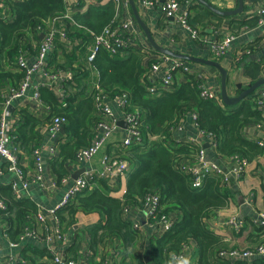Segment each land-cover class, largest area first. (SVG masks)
<instances>
[{
	"label": "trees",
	"instance_id": "trees-1",
	"mask_svg": "<svg viewBox=\"0 0 264 264\" xmlns=\"http://www.w3.org/2000/svg\"><path fill=\"white\" fill-rule=\"evenodd\" d=\"M190 3L204 11L194 18L187 15V24L193 29H196L193 27L194 23H199L202 24L201 30H205L204 24L209 18L216 20L210 21L214 30L223 33L226 29L223 30L221 27L226 21L229 22L225 24V28L236 30L235 32L244 27L253 28L259 21L257 16L251 15L240 20H235L237 16L221 17L195 0H179L180 7ZM5 4L9 7L10 15L7 18L0 17V81L8 80L12 82V88L17 89L25 77V72L20 71L16 61L26 35L32 34L35 41L39 42V37L35 35L37 26L59 13H64L66 9L61 0H26L20 3L5 0ZM114 16L115 8L109 4L106 7L88 6L84 13H76L73 19L94 37L101 34ZM86 30L67 35L69 39H82L89 43L92 37L90 34L88 36ZM198 32L200 35V31ZM27 48L34 60L36 47L29 45ZM254 49L257 50L256 47H249L244 51L251 50V53L257 55L259 51H253ZM76 50L75 46L65 55L63 64H57L55 59L49 57L51 66L54 64L58 70L65 72L69 69L73 72V80L64 83L63 91L65 89L66 91L63 101L59 103L52 91L37 89V98L50 108V114L45 119H38L28 111H19L20 123L18 122L9 135V140L17 144L21 150L32 152L43 140L38 127L44 126L45 123L47 125L55 117L66 119L64 141L59 144L57 157L50 161L55 182L61 185V180L68 175L64 168L65 163L74 160L76 152L88 147L97 136L94 131V125L98 122L94 111L95 100L101 94L102 99H112L126 92L128 106L125 112L137 113L140 116L138 125L140 142L133 143L126 149H119L120 152L114 154L128 164L123 199L109 196L106 185L102 191L94 189L90 193L89 191L80 193L68 207L58 212L61 223L73 224L77 212L99 214L102 221L80 230L76 241H79L83 234H87L91 251L96 253L98 248L103 251L111 244L109 252L114 254L119 247L134 246L141 238L140 233L132 228V222L122 218L124 206L129 203L140 204L148 193L156 192L160 196L159 212L150 218V222L162 214L174 215L175 222L171 229L159 237L150 235L147 238L148 254L152 262L168 264L172 255L180 253L183 244L193 240L197 245L196 264H227L216 258L222 239L206 226V221L214 211L226 209L230 203H234L235 188L214 177L207 178L201 188H193L191 178L180 173L175 166L179 161L194 159L198 154V148L188 144L176 146L169 130L183 114L194 111L197 113L196 124L200 131L212 135L216 142L214 150L216 157L229 159L239 155L247 162H251L258 156H264V148L247 140L241 134V129L247 124L264 125V110L257 104L256 91L237 105L227 106L222 102L216 103L200 98L199 83L192 75L186 74L185 82L179 86L175 85V91L150 95L148 92L150 81L145 76L146 69L142 64L145 55L128 48L122 55L117 56H109L104 50L96 54L91 63L97 71L98 86L86 94L85 79L88 73L80 65L73 66L78 63ZM258 58L245 67V74L253 82L264 77V63L258 61ZM151 137L157 139L151 140ZM262 190L264 192V186ZM0 200L6 205V211L0 213V220L6 227L8 225L6 233L9 240L14 242L21 234L26 217L34 216L38 208L29 198L16 199L9 185H0ZM29 250H32L30 255ZM29 250L20 252L21 259L16 264H26L27 261V264H35L38 257H50V254L40 246L30 247ZM70 251L76 252L72 246ZM261 260H253L252 264L258 262L263 264L264 261ZM234 264L250 263L238 261Z\"/></svg>",
	"mask_w": 264,
	"mask_h": 264
},
{
	"label": "crops",
	"instance_id": "crops-1",
	"mask_svg": "<svg viewBox=\"0 0 264 264\" xmlns=\"http://www.w3.org/2000/svg\"><path fill=\"white\" fill-rule=\"evenodd\" d=\"M78 1V0H74ZM97 4H87L86 0H80L81 8L76 11V13H84L87 10L88 6H102L106 7L109 4L113 5L112 0H96ZM210 6L220 10V11H233L238 7V0H204ZM244 2V10L241 15H238L235 20H240L244 17L254 16L257 10L264 7V0H243ZM134 5L136 7L137 13L141 20L145 23L148 31L150 32V38L155 42V45L158 47H162L164 49H168L174 53L183 55L185 57L191 58L193 60H182L175 59L166 54L151 51L150 53H141L145 55L143 57V66L147 70L150 61L154 57H162L167 56L169 62H173L177 60L181 63V65L187 68L189 75H192L194 79L200 84L201 82H205V87L211 91H215L220 95V89L222 84V77L218 69L206 65L200 60L203 61H212L210 59V43L218 38L223 36L230 37L229 46L226 49L224 57L220 58L218 64L221 68L226 72L225 78V88L229 97H235L248 89L254 82L251 80L249 76L245 74V67L255 58H258V61L261 60L262 55H264V26H254L253 28H242L239 32H235L232 29L225 28V24H222V29H226L225 33L223 31H215L212 23L210 21L216 22V20H211L210 18L205 22V30H201L202 24L194 23V28L200 31V39L199 41H193L190 38V33L187 29H185L182 25L178 24L176 21L171 20L170 18L164 19L161 15L160 6L157 5L152 9H144L142 5L139 3V0H133ZM128 3V1H127ZM114 6V5H113ZM182 10L186 11L191 18L198 17L202 13L199 7L195 4H187L184 7H181ZM131 18L135 21V24L131 27V32L129 36L131 38H135L139 43L144 46L152 47L149 39L145 33L141 30L139 25L136 23V20L133 16L132 10L127 4L124 9H118V19H127ZM79 25V24H78ZM81 26V25H80ZM84 29L82 26L78 27L73 25L72 23H68L67 32H80L82 33ZM221 30V29H220ZM70 31V32H69ZM87 31V30H86ZM203 31V33H202ZM88 32V31H87ZM86 33V32H84ZM88 32V36H89ZM40 37L42 34H35ZM91 35V34H90ZM87 40H75L74 47L76 46L75 56L78 59V63L73 66L80 65L82 66L88 73L85 79L86 86V94L91 92L93 89L97 88L98 75L97 71L87 60V56L90 51V46L92 45V39ZM62 42V41H60ZM87 43V44H86ZM257 43V45H254ZM38 42L35 41V36L32 34L26 35L24 43L22 44V49L20 50V54L25 58L27 63H31L33 60V56L28 51V46L33 45L36 47ZM85 45V46H81ZM249 47H256L259 53L254 55L251 53V50H248V54H244L243 51ZM253 50V51H257ZM71 50L67 48V46L62 43H57L56 49L50 53L52 54L50 59H55L57 64H63L65 61V55L69 54ZM54 53L56 56L54 57ZM253 57V59H251ZM239 58L240 63L236 65L235 61ZM248 60V61H247ZM244 65V66H243ZM51 66V65H50ZM54 67V64L52 66ZM168 65H162L161 75L166 74ZM56 73L59 74V78L54 79L53 81L49 80L46 76L41 74L40 72L32 73L28 88L26 89L24 95L13 99L10 101V104L7 107L8 116L6 117V121L10 122L14 116H19L18 112L25 110L31 113L38 119H45L50 114V108L46 106L44 103L39 101L38 98L34 96L37 89L44 88L49 91H52L56 94L57 100L60 103L62 97L64 96V83L67 80L68 73L70 70H66L65 72L56 69ZM185 73L182 69H179L174 73V85L179 86L185 82ZM264 78V77H263ZM50 84L47 85V84ZM12 88V82L8 80L0 81V96L6 94ZM14 89V88H13ZM264 91V86L261 87ZM101 93V92H100ZM102 94L99 99H102ZM95 100L94 111L98 114L97 103ZM103 101L110 107L113 112V118L116 121L117 129L112 134L109 141L100 149L97 155L92 159L89 163H76L74 160L68 161L65 163V171L68 175L72 177H79L83 173H89L98 175L104 171V167L102 164V160L105 156H109L111 154L117 153L119 150L118 143L125 137L126 128L121 124V122H125L124 112L123 110L117 106V104L112 99H103ZM20 123V122H19ZM127 124V123H126ZM94 125V131H95ZM262 126V125H261ZM258 124H247L241 129V134L247 140L256 143L262 139H264V125L261 127ZM39 133L42 135L43 140L39 142V149L41 151V159H42V178L46 183V192H41V188L39 184L33 183V179L35 176V165L32 160V152L23 151L17 144H14L12 140H8L6 143V147L10 149L13 153H15L18 157V168L20 169L22 176L17 177L14 171H9L5 169L4 174L0 176V185H8L12 182H29L28 189H24L21 192V198H29L36 205L38 210L47 215V227H59L61 233V240H56L55 245L53 246V252L55 254L63 252L67 257L74 259L77 264H102L105 261H108V264H148L147 260L152 262L148 254V241L147 238L150 235H154L150 232V229L147 226H144L145 222L148 220L149 215L151 213V206L145 204L134 203V205L130 208L129 221L132 223H137L143 227V232H141V238L136 242L134 246L122 248L119 247L113 255H111V251L109 248L111 244L107 246L106 249L101 251L98 248V253L91 251L88 246L89 237L87 234H83L80 237L79 241H76V237L80 234V230L87 229L88 227L94 226L102 221V218L97 213L84 214L82 212H77L74 217V223L71 225L62 224L59 220L56 221V218L49 213L51 209H53L58 202L61 200L64 194L63 185H58L55 182L54 174L50 169V159H49V148L52 144V138L46 129V123L44 126L38 127ZM174 137V141L176 146L183 144L187 139H193L202 149L206 152V158L210 162L216 163L223 172L227 173L230 177L229 185L231 184L236 191L235 201L234 203H230L226 209L214 211L210 214L209 219L206 221V226L216 235L221 237V245L217 250H228L232 248L239 249H247L254 247L255 245L264 243V227L256 228L252 225L251 219L258 212L264 211V192L262 190V186H264V156H258L254 158L251 162H247L246 172L241 176L240 180H237L231 174V171L234 167L232 158L225 159L216 157V153L212 148V140L207 134L200 133V129L198 128L196 121L193 119L191 113L183 114L178 120H176L169 130ZM12 133V132H11ZM10 133V134H11ZM10 137V136H9ZM153 140V139H151ZM120 152V151H118ZM114 156L112 158H116ZM119 159V158H118ZM106 176L108 175L105 172ZM126 180L127 174H124L116 179L108 178L106 181H101L103 184H100L99 180L93 179L91 189L89 193L94 189H99L100 191L104 190V187L108 188V195L114 198L123 199V195L126 190ZM54 182V183H53ZM243 199L244 203L248 204L251 207V211L247 215H243L241 212V208L239 205V200ZM236 217V219L243 223V226L239 230L233 229L231 226L227 224V221L231 217ZM58 218V217H57ZM249 218L250 220L246 219ZM59 219V218H58ZM8 229V225L2 223L0 220V262L2 263V259L6 258L10 259L13 263L16 264L17 261L21 259L20 252L23 250H29L30 247L40 246L46 250L50 254V257L43 256L36 258L35 264H51L52 254L46 248V243L44 240V229L40 225L38 228V237L37 238H29L24 240L20 244V247H11L10 240L8 238V234L6 233ZM155 237V236H154ZM189 246L191 248L190 255L187 258L190 260V264H196V251L197 245L193 240L189 241ZM67 243V244H66ZM66 244V245H64ZM71 246L76 250L75 253L70 251ZM100 250V251H99ZM32 250L28 251L30 255ZM102 255V257H100ZM104 255L110 256V258L105 259ZM104 257V259H103ZM257 259V260H261ZM264 261V260H261ZM28 262V261H27ZM26 262V264H27ZM181 262V261H180ZM180 262L173 261V255L171 256V260L168 264H180ZM250 264L253 261L249 262ZM262 264V263H256ZM264 264V263H263Z\"/></svg>",
	"mask_w": 264,
	"mask_h": 264
},
{
	"label": "built area",
	"instance_id": "built-area-1",
	"mask_svg": "<svg viewBox=\"0 0 264 264\" xmlns=\"http://www.w3.org/2000/svg\"><path fill=\"white\" fill-rule=\"evenodd\" d=\"M12 3L25 2L26 0H8ZM65 5V12L59 13L52 18L47 19L41 25L37 26V33L43 34V38L40 39L38 45L36 46V56L31 63H27L25 58L19 54L17 57V66L20 71L25 72V77L20 81L19 87L17 89L11 88L6 94L0 96V176L4 174L5 169L9 171H14L17 177H21L22 173L18 168V157L10 149L6 147V143L9 140V135L14 131L20 118L14 116L10 122L6 121L8 116L7 107L10 104V101L21 97L24 95L26 89L29 85V80L34 72H40L46 76L49 80L53 81L59 77V74L56 73L55 68L49 64V55L52 53L57 46V43H62L67 46L69 50H72L74 47L75 39H69L67 35V26L68 23H72L78 27V25L73 17L76 14V11L81 8L80 0H61ZM115 8V16L112 21L103 29L100 35L92 36V45L90 46V51L87 56V60L91 63L96 54L100 50H104L108 53L109 56L122 55L123 51L126 49H133L139 53H150L153 49L150 46H144L139 43L135 38H131L129 35L132 34L131 27L135 24V21L131 18L127 19H118V9L122 10L127 6V0H112ZM87 4L96 5V0H86ZM139 3L144 9H152L157 5L160 6L161 15L166 18H172L173 21H176L178 24L182 25L190 33V38L193 41H199V32L197 29H193L187 24L186 17L188 13L181 9L179 0H139ZM78 13V12H77ZM9 7L5 4V0H0V17L7 18L9 16ZM254 16L259 18L257 26H264V7L254 13ZM201 40V39H200ZM62 41V42H60ZM230 37L223 36L214 39L210 43V59L212 61H218L220 58L224 57L226 49L229 46ZM244 54H248L247 51H243ZM264 63V55H262ZM236 65L240 63L239 58L235 61ZM167 64V70L165 75H161L162 65ZM179 69H182L185 74H190L187 68L183 67L181 63L177 60L169 62L167 56L154 57L150 61V64L146 70L145 76L150 81V86L148 87V92L150 95H155L157 93H169L175 91L176 87L174 85V73ZM73 80V72L68 73L67 81ZM47 85L50 86L48 83ZM200 98L203 100H211L216 103H220V95L215 92L207 89L205 87V82L199 84ZM64 90V96H65ZM128 94L126 92L116 95L112 100L120 107L124 112V117L127 123L125 137L121 140V143H118L119 149H126L130 147L133 143L140 142V132L138 131V125L140 121V116L137 113H127L125 112L126 107L128 106ZM34 96L37 98V91ZM62 97L61 101H63ZM257 104L261 110H264V91L260 88L256 90ZM98 108V122L95 126V131L97 133L94 141L85 148L79 149L75 154L74 161L76 163H89L97 155L100 149L109 141L114 131L117 129V124L113 118V112L110 107L103 101L99 99L96 101ZM193 119L196 121L197 113L191 112ZM67 124L66 119L55 117L46 125L47 132L52 138V144L49 148V159L52 161L58 155V147L64 141V127ZM259 125V124H258ZM261 126V125H260ZM262 127V126H261ZM200 133L205 134L200 131ZM212 140V148L215 150L216 142L212 135L207 134ZM155 140L156 137H151ZM183 144H188L191 147L198 148L197 156L192 160H182L179 161L175 169L180 173L187 175L191 178V184L193 188H201L205 183L207 178H220L222 182L229 183L230 177L227 173L223 172L222 169L214 162H210L206 158V152L200 147L193 139H187ZM259 146L264 148V139L256 142ZM116 155L111 154L105 156L102 160L104 171L98 173V175L83 173L81 176L73 179L71 175H66L61 180V185L64 187V194L58 204L49 211L52 214L56 221L59 222L58 212L62 209L68 207V205L75 199V197L80 194L87 192L91 189L93 179L99 181H106L107 177L116 179L128 171V164L124 159L120 157L112 158ZM119 158V159H118ZM232 158L233 169L231 174L235 179L241 178V176L246 172L247 161L239 155H234ZM32 160L35 165V176L33 183L39 184L41 192H46V183L42 178V159L41 151L38 148L32 151ZM50 165V162L49 164ZM105 172L108 173L106 176ZM54 183V182H53ZM11 187L13 196L16 199L21 198V192L24 189H28L29 182L21 181L12 182L8 184ZM140 204L150 205L151 213L148 220L145 222L144 226H147L150 229V232L153 233L155 237H159L162 233L168 231L172 228L175 222L174 215H160L155 221L150 222V218L157 212H159L160 205V196L156 192L148 193L141 201ZM139 204V203H138ZM134 203H129L124 206L122 212V218L129 221L130 208ZM6 211V205L3 201L0 200V213ZM47 215H45L40 210L34 216L26 217L23 224L21 234L16 238L14 242H10L11 247H20V244L24 240L29 238L38 237V228L41 225L44 229V240L46 243V248L52 254L51 264H77V262L67 257L63 252L55 254L53 252V246L56 243V240H61V233L59 227H47ZM251 223L256 228L264 227V211L258 212L251 219ZM227 224L235 230L242 228L243 223L238 221L236 217H231L227 221ZM132 228L135 231H138L141 235L143 232V227L137 223H132ZM189 243L183 244L182 249L179 254L173 256V261L180 262L182 258H187L190 255L191 248ZM67 244V243H66ZM64 244V245H66ZM113 255V253H111ZM105 258L108 259L110 256L105 255ZM216 258L218 260L224 261L228 264H234L238 261H253L257 259H264V245H258L254 248L239 249L232 248L228 250H219L217 252ZM0 264H15L10 259H2ZM83 264V263H81ZM102 264H108V261H105Z\"/></svg>",
	"mask_w": 264,
	"mask_h": 264
},
{
	"label": "water",
	"instance_id": "water-1",
	"mask_svg": "<svg viewBox=\"0 0 264 264\" xmlns=\"http://www.w3.org/2000/svg\"><path fill=\"white\" fill-rule=\"evenodd\" d=\"M127 1H128V4L132 10V13H133V16L136 20V23L139 25L141 30L145 33V35L147 36V39H149L150 43L152 44L151 48L154 51L166 54V55L171 56L175 59L193 60V59L185 57L183 55L174 53L168 49H164L162 47L156 46L155 42L150 38V32L148 31V28L146 27L145 23L139 17L133 0H127ZM195 1L199 5H202L203 7L212 11L214 14L221 16V17L238 16V15H241L243 13V10H244V3H243L244 1L243 0H238V7L233 11H220V10L210 6L204 0H195ZM170 19L173 20L172 18H170ZM42 38H43V34L41 35L40 39H42ZM251 59H253V57H251ZM199 62H202L206 65L211 66V67H214V68L218 69V71L220 72L221 77H222V84H221V89H220V99H221L222 104H224V105L235 106L239 102H241L243 99L248 97L250 94L254 93L256 90H258L264 86V78H261V79H258L257 81H255L248 89H246L245 91H243L239 95H237L235 97H229L227 94L226 88H225L226 72L221 68V66L218 64V62H216V61H203V60H200ZM121 124L123 126L127 127V124L124 121L121 122ZM72 178L76 179L77 177H72ZM239 205H240L241 212L243 213V215H247L251 211V207L248 204L244 203L243 199L239 200ZM147 263L152 264V263H149V260H147Z\"/></svg>",
	"mask_w": 264,
	"mask_h": 264
},
{
	"label": "clouds",
	"instance_id": "clouds-1",
	"mask_svg": "<svg viewBox=\"0 0 264 264\" xmlns=\"http://www.w3.org/2000/svg\"><path fill=\"white\" fill-rule=\"evenodd\" d=\"M151 263V262H149ZM180 264H190V260L188 258H182Z\"/></svg>",
	"mask_w": 264,
	"mask_h": 264
},
{
	"label": "rangeland",
	"instance_id": "rangeland-1",
	"mask_svg": "<svg viewBox=\"0 0 264 264\" xmlns=\"http://www.w3.org/2000/svg\"><path fill=\"white\" fill-rule=\"evenodd\" d=\"M38 34V33H37ZM39 43V42H38ZM38 45V44H37ZM241 178H239V179H237V180H240ZM261 228H263V227H261ZM228 264V263H227Z\"/></svg>",
	"mask_w": 264,
	"mask_h": 264
}]
</instances>
